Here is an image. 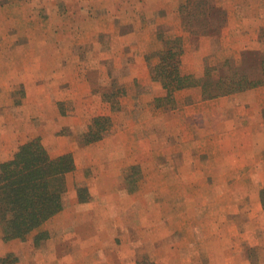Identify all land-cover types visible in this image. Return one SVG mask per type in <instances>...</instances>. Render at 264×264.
I'll return each instance as SVG.
<instances>
[{"label": "rangeland", "instance_id": "374dc122", "mask_svg": "<svg viewBox=\"0 0 264 264\" xmlns=\"http://www.w3.org/2000/svg\"><path fill=\"white\" fill-rule=\"evenodd\" d=\"M1 46L59 92L0 163L37 141L73 169L0 258L264 264V0H0Z\"/></svg>", "mask_w": 264, "mask_h": 264}, {"label": "trees", "instance_id": "16d2710c", "mask_svg": "<svg viewBox=\"0 0 264 264\" xmlns=\"http://www.w3.org/2000/svg\"><path fill=\"white\" fill-rule=\"evenodd\" d=\"M73 169L70 156L49 157L31 141L0 163V229L5 240H25L60 209L63 176ZM0 264H10L7 257Z\"/></svg>", "mask_w": 264, "mask_h": 264}, {"label": "crops", "instance_id": "0c3cea01", "mask_svg": "<svg viewBox=\"0 0 264 264\" xmlns=\"http://www.w3.org/2000/svg\"><path fill=\"white\" fill-rule=\"evenodd\" d=\"M13 48V46L0 47V54L5 56H0V96L2 98L14 94L16 87H20V84L25 93L21 106H14L13 95L4 101L0 98L2 100L0 103V160L9 158L19 144L33 136L38 128L32 130L26 128V122L34 118V115L30 116V114L40 109L46 113L44 103L47 99L51 102V96H56L59 92L58 74L50 72L46 78L45 65H38L34 71L33 68H27L25 66L27 64L15 63L12 61ZM19 66H23L25 71H21L22 67L18 68ZM52 83H55L53 87L48 85Z\"/></svg>", "mask_w": 264, "mask_h": 264}]
</instances>
